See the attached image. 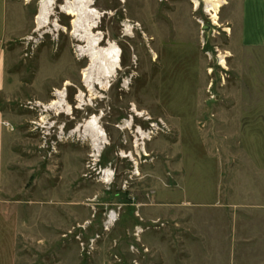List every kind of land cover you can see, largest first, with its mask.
<instances>
[{
	"label": "rangeland",
	"instance_id": "rangeland-1",
	"mask_svg": "<svg viewBox=\"0 0 264 264\" xmlns=\"http://www.w3.org/2000/svg\"><path fill=\"white\" fill-rule=\"evenodd\" d=\"M39 1L17 0L30 21L6 46L0 264H264V0H226L219 25L210 0H94L122 55L92 96L64 0L34 31ZM66 81L70 113L37 105ZM92 115L96 155L72 133Z\"/></svg>",
	"mask_w": 264,
	"mask_h": 264
},
{
	"label": "bare ground",
	"instance_id": "bare-ground-1",
	"mask_svg": "<svg viewBox=\"0 0 264 264\" xmlns=\"http://www.w3.org/2000/svg\"><path fill=\"white\" fill-rule=\"evenodd\" d=\"M31 1V0H26ZM195 7L198 6L197 0H192ZM214 2L206 6V12H208L212 18L214 25L218 23V12L220 7L226 3V0H210ZM54 0H40L38 4V12L35 17V29L39 31L44 26L50 24L51 10L53 8ZM60 11L65 15L72 17V30L71 33L77 38L78 41L86 42L85 45H78L76 50L81 55L88 57V65L81 71L82 82L87 91L90 92V96L94 94L95 86L101 89L108 87L107 85L111 81V77L114 75L117 68L120 66L122 50L115 42H109L108 46H101L102 37L93 33V27L98 23L96 19L100 18L102 14L95 7L94 0H64L59 4ZM200 21V20H199ZM54 31L60 29L65 30V27L60 25L57 20L53 21ZM125 30L131 32L132 26L129 23L124 24ZM99 33V32H98ZM155 55V53H153ZM222 65L225 66V59H220ZM69 85V81H66L62 89H56L54 91L55 98H52L48 103L37 102V105L48 110H55L59 113H70L72 109L71 105L66 101L65 89ZM100 96V95H99ZM77 99L81 102L80 105L86 104L85 94L82 91L76 95ZM90 99V98H89ZM91 100V99H90ZM89 101V100H88ZM87 105V104H86ZM80 106V107H81ZM99 116V115H98ZM96 115L90 116L82 123L78 124L73 134L76 131H80L83 128L82 133L89 137L94 155L98 154L102 148V144L106 143V136L103 128L99 125V117ZM45 121V120H44ZM129 121L127 120V125ZM141 139H145V134L142 129H139ZM71 135V134H70ZM150 137V136H149ZM140 140V138H139ZM145 143V142H144ZM141 145L136 139L135 146ZM144 147V146H143ZM96 153V154H95ZM111 178V171L106 169L104 172V181L109 182ZM110 219H113V214L110 215Z\"/></svg>",
	"mask_w": 264,
	"mask_h": 264
},
{
	"label": "crops",
	"instance_id": "crops-1",
	"mask_svg": "<svg viewBox=\"0 0 264 264\" xmlns=\"http://www.w3.org/2000/svg\"><path fill=\"white\" fill-rule=\"evenodd\" d=\"M30 18L24 14V9L19 5L17 0H0V91L4 84V61L6 46L12 38L16 36H24L23 30L29 24ZM264 28V27H263ZM248 34H245L247 37ZM250 36V35H249ZM249 36L247 43L255 44L254 39H250ZM253 36V34H251ZM252 42V43H250ZM262 44L264 45V29L262 33ZM3 118L0 108V179L2 170V147H3V135L6 131L5 125L1 123Z\"/></svg>",
	"mask_w": 264,
	"mask_h": 264
},
{
	"label": "water",
	"instance_id": "water-1",
	"mask_svg": "<svg viewBox=\"0 0 264 264\" xmlns=\"http://www.w3.org/2000/svg\"><path fill=\"white\" fill-rule=\"evenodd\" d=\"M208 28H209L208 25H203V26H202V29H203V30H207Z\"/></svg>",
	"mask_w": 264,
	"mask_h": 264
},
{
	"label": "built area",
	"instance_id": "built-area-1",
	"mask_svg": "<svg viewBox=\"0 0 264 264\" xmlns=\"http://www.w3.org/2000/svg\"><path fill=\"white\" fill-rule=\"evenodd\" d=\"M25 39L28 40V39H31V37H26ZM155 126H156V124H155Z\"/></svg>",
	"mask_w": 264,
	"mask_h": 264
},
{
	"label": "flooded vegetation",
	"instance_id": "flooded-vegetation-1",
	"mask_svg": "<svg viewBox=\"0 0 264 264\" xmlns=\"http://www.w3.org/2000/svg\"><path fill=\"white\" fill-rule=\"evenodd\" d=\"M65 92H66V89H65Z\"/></svg>",
	"mask_w": 264,
	"mask_h": 264
}]
</instances>
